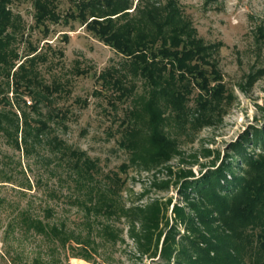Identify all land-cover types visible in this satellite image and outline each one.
Here are the masks:
<instances>
[{
    "label": "rangeland",
    "instance_id": "rangeland-1",
    "mask_svg": "<svg viewBox=\"0 0 264 264\" xmlns=\"http://www.w3.org/2000/svg\"><path fill=\"white\" fill-rule=\"evenodd\" d=\"M130 1L132 12L141 2L166 0ZM177 2L211 48L229 96L207 121L196 119L197 89L185 116L161 100L164 120L153 127L137 113L145 82L80 21L66 19L76 10L73 0H56L60 21L42 25L31 0L8 4L10 26L1 38L9 54L0 61V264H94L74 255L81 247L96 264H165L166 231L175 226L176 241L193 234L174 214L178 207L190 212L179 191L183 174L197 179L233 158L240 175L243 155L264 154L252 142L255 131L264 133V0ZM134 124L142 138L154 131L174 146L168 161L146 167L130 160L120 142ZM110 189L124 208L163 204L155 257L139 256L125 218L88 210Z\"/></svg>",
    "mask_w": 264,
    "mask_h": 264
},
{
    "label": "trees",
    "instance_id": "trees-1",
    "mask_svg": "<svg viewBox=\"0 0 264 264\" xmlns=\"http://www.w3.org/2000/svg\"><path fill=\"white\" fill-rule=\"evenodd\" d=\"M31 1L37 24L60 21L56 0ZM73 1L76 10L66 14V19L80 21L87 31L121 54L131 73L145 82L146 95L140 98L137 113L144 112L151 127L164 120L158 105L161 100L176 116L188 115L186 105L193 89L199 91L195 98L197 120L207 121L213 113L220 112L229 95L225 94L226 88L211 60V48L196 36L177 0L141 2L135 7L134 15V10L129 12L133 4L130 0ZM10 2L0 0V61L3 63L9 53L4 51L6 42L1 37H6L4 34L10 26ZM114 84L121 90L118 81ZM45 128L41 123L40 129ZM127 130L120 145L130 153L132 162L147 167L168 161L175 150L160 133L151 131L142 138L136 124ZM252 142L264 147V133L255 131ZM238 150L243 151L242 145ZM242 157L244 166L240 175L234 172L233 158L219 166L213 163L197 179L191 172L181 175L184 180L179 191L191 213L178 207L174 214L193 234L180 236L176 241L175 226L166 231L160 250L165 264H264V154ZM116 193L115 189L98 193V203L88 210L125 218L132 226L131 237L139 256L152 253L151 257H155L163 237L159 228L163 204L154 202L147 210L124 208ZM106 231L110 238L117 237L110 229ZM72 252L96 264L92 252L85 247L72 248Z\"/></svg>",
    "mask_w": 264,
    "mask_h": 264
},
{
    "label": "bare ground",
    "instance_id": "bare-ground-1",
    "mask_svg": "<svg viewBox=\"0 0 264 264\" xmlns=\"http://www.w3.org/2000/svg\"><path fill=\"white\" fill-rule=\"evenodd\" d=\"M72 264H89L87 262L81 261V260H77V259H72L71 260Z\"/></svg>",
    "mask_w": 264,
    "mask_h": 264
}]
</instances>
